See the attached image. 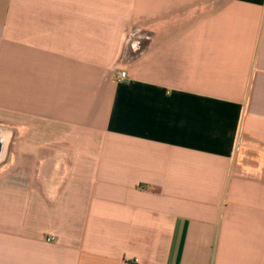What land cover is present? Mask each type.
<instances>
[{"label": "crops", "instance_id": "crops-1", "mask_svg": "<svg viewBox=\"0 0 264 264\" xmlns=\"http://www.w3.org/2000/svg\"><path fill=\"white\" fill-rule=\"evenodd\" d=\"M0 104V264H264V0H0Z\"/></svg>", "mask_w": 264, "mask_h": 264}, {"label": "rangeland", "instance_id": "rangeland-1", "mask_svg": "<svg viewBox=\"0 0 264 264\" xmlns=\"http://www.w3.org/2000/svg\"><path fill=\"white\" fill-rule=\"evenodd\" d=\"M139 33H146V32H137V31H134L133 35L131 36V41H130V45H131V42L139 39ZM141 35V34H140ZM128 55H126V59L130 58V47L128 48ZM0 128L2 129H6V125H5V121H4V111H3V104H0Z\"/></svg>", "mask_w": 264, "mask_h": 264}, {"label": "water", "instance_id": "water-1", "mask_svg": "<svg viewBox=\"0 0 264 264\" xmlns=\"http://www.w3.org/2000/svg\"><path fill=\"white\" fill-rule=\"evenodd\" d=\"M7 144H8L7 133L5 129L0 128V163L5 158Z\"/></svg>", "mask_w": 264, "mask_h": 264}, {"label": "built area", "instance_id": "built-area-1", "mask_svg": "<svg viewBox=\"0 0 264 264\" xmlns=\"http://www.w3.org/2000/svg\"><path fill=\"white\" fill-rule=\"evenodd\" d=\"M127 79H128V74H127L126 71H122V72L119 73V75H118V81H124V80H127ZM47 240L49 242H51V241H54L55 238H48Z\"/></svg>", "mask_w": 264, "mask_h": 264}]
</instances>
